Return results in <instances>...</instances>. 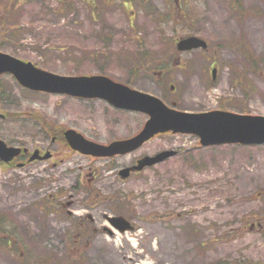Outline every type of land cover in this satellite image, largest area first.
I'll return each mask as SVG.
<instances>
[{
    "label": "rangeland",
    "instance_id": "obj_1",
    "mask_svg": "<svg viewBox=\"0 0 264 264\" xmlns=\"http://www.w3.org/2000/svg\"><path fill=\"white\" fill-rule=\"evenodd\" d=\"M187 37L209 49L178 52ZM0 51L62 77L111 78L181 112L264 117V0H0ZM0 113L8 147L52 156L0 164V264H264V146L203 148L169 133L127 155H82L64 131L109 146L149 117L32 92L9 74ZM165 152L176 155L119 177Z\"/></svg>",
    "mask_w": 264,
    "mask_h": 264
},
{
    "label": "water",
    "instance_id": "obj_2",
    "mask_svg": "<svg viewBox=\"0 0 264 264\" xmlns=\"http://www.w3.org/2000/svg\"><path fill=\"white\" fill-rule=\"evenodd\" d=\"M207 48V43L197 37L183 39L177 45V50L181 53ZM5 74L12 75L23 88L34 92L67 95L86 100H104L116 109L139 112L149 117L137 136L113 142L109 146L88 141L74 130L66 131L64 137L70 148L86 156L113 158L127 155L139 150L157 135L167 133L197 136L203 147L264 145V117L261 116L238 115L223 111L198 114L181 112L169 108L154 96L136 91L108 77H62L0 52V77ZM4 117L0 113V119ZM22 152L27 153V150L8 147L0 140V164H10ZM175 155V152H165L155 157H145L139 160L136 166L120 171L119 175L126 180L132 172H141ZM50 158V154L40 156V152L36 151L30 162ZM106 219L122 234L134 231L131 223L123 217L107 216Z\"/></svg>",
    "mask_w": 264,
    "mask_h": 264
},
{
    "label": "trees",
    "instance_id": "obj_3",
    "mask_svg": "<svg viewBox=\"0 0 264 264\" xmlns=\"http://www.w3.org/2000/svg\"><path fill=\"white\" fill-rule=\"evenodd\" d=\"M38 118V121L43 123L45 125V128L49 131V133L55 132L54 125L50 122H47L42 116L36 115ZM1 225V223H0ZM1 228V227H0ZM2 229V228H1Z\"/></svg>",
    "mask_w": 264,
    "mask_h": 264
},
{
    "label": "bare ground",
    "instance_id": "obj_4",
    "mask_svg": "<svg viewBox=\"0 0 264 264\" xmlns=\"http://www.w3.org/2000/svg\"><path fill=\"white\" fill-rule=\"evenodd\" d=\"M39 115V114H38ZM41 116V115H40Z\"/></svg>",
    "mask_w": 264,
    "mask_h": 264
}]
</instances>
